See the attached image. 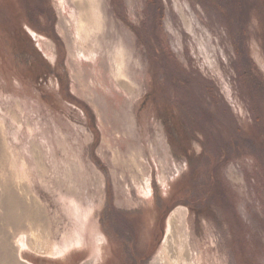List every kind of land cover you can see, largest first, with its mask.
I'll return each instance as SVG.
<instances>
[{
  "label": "rangeland",
  "instance_id": "rangeland-1",
  "mask_svg": "<svg viewBox=\"0 0 264 264\" xmlns=\"http://www.w3.org/2000/svg\"><path fill=\"white\" fill-rule=\"evenodd\" d=\"M91 1L0 0V264H264V0Z\"/></svg>",
  "mask_w": 264,
  "mask_h": 264
},
{
  "label": "bare ground",
  "instance_id": "bare-ground-1",
  "mask_svg": "<svg viewBox=\"0 0 264 264\" xmlns=\"http://www.w3.org/2000/svg\"><path fill=\"white\" fill-rule=\"evenodd\" d=\"M91 3H92L91 0H77V4H76V6L79 10V14L77 15V19L81 25V30H84L87 32H88L90 26L95 25V22L93 20L95 17H93V15L91 14ZM116 58H117V60H116L117 64H121L120 57H116ZM175 221L176 220L174 219V217L171 218V222H170L171 234H172V228L175 224ZM164 255H165V260L168 264L169 263L170 264L175 263V260H172V258L169 256V253L167 252V250H165ZM180 259H183L185 261V259H187V258H185V255H183Z\"/></svg>",
  "mask_w": 264,
  "mask_h": 264
},
{
  "label": "trees",
  "instance_id": "trees-1",
  "mask_svg": "<svg viewBox=\"0 0 264 264\" xmlns=\"http://www.w3.org/2000/svg\"><path fill=\"white\" fill-rule=\"evenodd\" d=\"M250 72H251V71H250ZM250 72H247V73H250ZM255 72H256V71H253L252 73L249 74V77L252 78L251 87H255V86H254V78H255L254 75H255ZM247 73H246V74H247ZM244 74H245V73H244ZM254 90H255V88H254Z\"/></svg>",
  "mask_w": 264,
  "mask_h": 264
}]
</instances>
